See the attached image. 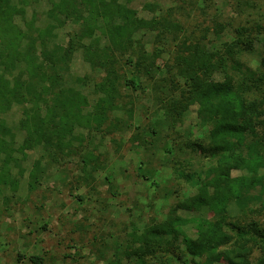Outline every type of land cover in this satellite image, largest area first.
I'll list each match as a JSON object with an SVG mask.
<instances>
[{
  "label": "rangeland",
  "instance_id": "obj_1",
  "mask_svg": "<svg viewBox=\"0 0 264 264\" xmlns=\"http://www.w3.org/2000/svg\"><path fill=\"white\" fill-rule=\"evenodd\" d=\"M49 8L48 0L29 2L24 18L17 16L14 23L24 32L29 23L43 29L50 23ZM127 8L139 18L164 20L178 27L142 30L117 54L119 110L108 113L99 130L82 121L74 130L77 139L62 152L38 145L23 153L25 112L32 113L31 106L12 102L0 112V264H32V256L41 257L42 264H113L117 260L128 264L125 251L132 249L130 235L142 233L146 225L164 222L171 208L197 194L196 186L179 175L193 173L204 178L214 165L193 147L207 143L198 106H191L181 120L167 112L169 101L180 99L188 88L176 69L175 56L182 44L198 43L212 53L219 51L222 44L237 39L238 28L249 31L255 50L262 49L264 0H135ZM216 25L222 29L219 36ZM80 30L79 24L67 21L46 43L52 51L65 47ZM34 52L42 58L38 44ZM240 61L259 73L256 55L243 52ZM47 73L53 75L48 68ZM58 76V86L43 96L47 104L39 105L42 117L45 105L51 108L54 95L61 90L68 95L63 91L67 89L86 101L82 116L89 117L102 97L101 86L110 85L104 71L84 61L82 50L72 55ZM252 91L249 98H264V86ZM242 175L246 173H231L234 178ZM257 194L258 190L251 192ZM210 209L180 210L178 216L210 220ZM250 209L240 214L230 205L229 221L243 226L255 223L263 229L264 209L259 203ZM184 231L194 237L191 224ZM170 242L165 237L155 247L156 257L145 256L146 262L189 264L191 257L181 242ZM254 252V260L264 257V252ZM215 264H226V258L220 255Z\"/></svg>",
  "mask_w": 264,
  "mask_h": 264
},
{
  "label": "trees",
  "instance_id": "obj_2",
  "mask_svg": "<svg viewBox=\"0 0 264 264\" xmlns=\"http://www.w3.org/2000/svg\"><path fill=\"white\" fill-rule=\"evenodd\" d=\"M32 1L39 0H18L17 3L0 0V112L6 104L26 102L32 113L25 112L27 131L22 152L38 145L62 152L61 149L69 148L77 139L74 134L77 124L86 121L99 130L108 113L119 110L116 109L118 77L114 66L117 54L123 52L125 45L142 30L172 31L178 26L164 20L137 17L136 12L127 8L135 0H48L50 8L46 15L50 23L43 29L26 24L24 32L14 21L17 16L24 18L25 7ZM67 21L79 24L81 30L65 47L58 46L52 51L46 41ZM215 27L219 36L222 29ZM235 33L236 40L222 44L213 53L198 43L182 44L178 49L175 66L188 88L180 99L169 101L167 112L174 120H181L191 106H198L197 116L207 130V143H194L193 147L214 165L204 173V178L193 173L179 175L196 186L197 194L171 208L164 222L146 225L142 233L134 231L130 235L132 249L125 251L128 264L132 261L151 264L145 256L156 257L155 247L159 248L165 237L171 245L181 242L184 252L191 257L189 264H215L220 255L226 258V264H264V257L255 260L252 257L255 250L264 252V228L258 229L255 223L248 226L231 223L228 214L232 204L240 214L252 211L250 205L256 203L264 209V98L261 101L249 98L252 90L264 86V46L255 50L247 29L238 28ZM86 40L88 44L84 43ZM37 44L41 59L34 52ZM79 50L83 51L88 65L105 72L110 85L101 86L102 97L89 117L82 116L86 101L70 89L63 90L68 95L62 90L55 94L52 107L45 105L42 117L39 105L47 104L43 96L48 97L58 86V71H64ZM243 52L256 55L258 74L244 67L240 61ZM21 67L24 70L18 71ZM16 68L18 73L13 75ZM47 68L53 75H48ZM233 171L246 175L234 178ZM255 190L258 194L252 196ZM210 207L213 213L210 220L178 216L180 210L198 212ZM190 224L194 237L184 231ZM30 262L42 264L43 259L32 256ZM113 264L120 263L117 260Z\"/></svg>",
  "mask_w": 264,
  "mask_h": 264
}]
</instances>
